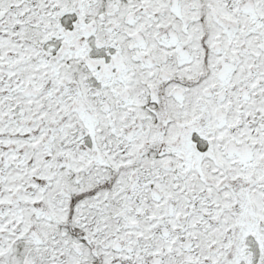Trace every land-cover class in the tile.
<instances>
[{"label": "snow or ice", "instance_id": "obj_1", "mask_svg": "<svg viewBox=\"0 0 264 264\" xmlns=\"http://www.w3.org/2000/svg\"><path fill=\"white\" fill-rule=\"evenodd\" d=\"M0 264H264V0H0Z\"/></svg>", "mask_w": 264, "mask_h": 264}]
</instances>
